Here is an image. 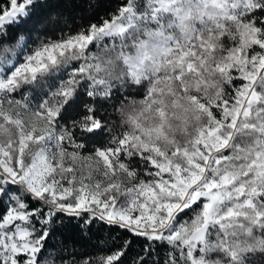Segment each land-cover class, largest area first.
Wrapping results in <instances>:
<instances>
[{"label": "snow or ice", "instance_id": "1", "mask_svg": "<svg viewBox=\"0 0 264 264\" xmlns=\"http://www.w3.org/2000/svg\"><path fill=\"white\" fill-rule=\"evenodd\" d=\"M0 264H264V0H0Z\"/></svg>", "mask_w": 264, "mask_h": 264}]
</instances>
